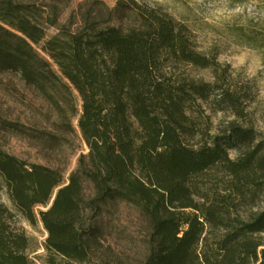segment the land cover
<instances>
[{"label":"trees","instance_id":"obj_1","mask_svg":"<svg viewBox=\"0 0 264 264\" xmlns=\"http://www.w3.org/2000/svg\"><path fill=\"white\" fill-rule=\"evenodd\" d=\"M64 1L0 0V75L40 93L60 128L77 115L73 93L79 102L86 153L66 181L0 148V187L15 215L46 234L41 263L128 264L129 242L143 249L138 264H264V135L244 120L246 90L156 9L96 0L71 29L59 24ZM245 39L264 46L255 29ZM210 99L212 113L232 116L220 135L203 116ZM0 132L25 133L1 119ZM32 138L47 150L59 143L52 133ZM12 218L0 202V264H35Z\"/></svg>","mask_w":264,"mask_h":264},{"label":"rangeland","instance_id":"obj_2","mask_svg":"<svg viewBox=\"0 0 264 264\" xmlns=\"http://www.w3.org/2000/svg\"><path fill=\"white\" fill-rule=\"evenodd\" d=\"M94 1L96 0H65L61 6L59 24L74 29L78 26L80 10L88 9ZM97 1L108 8L115 5V0ZM134 1L156 9L186 26L196 50L214 54L218 64L228 68L235 88L247 92L244 104L247 117L244 120L264 135V46L255 47L245 39V34L250 29L264 35V0ZM44 32L51 36L55 29L45 27ZM174 73H185L189 77L206 82L212 80L207 71L180 68ZM62 97L65 96L55 95L56 100L60 102ZM71 101L76 105L78 115L79 102L75 93L71 96ZM211 103L212 99L201 103L203 116H208L210 121L209 135H220L232 116L228 112L212 113ZM76 116L68 119L70 129L60 128L61 119L40 93L24 86L18 77L0 75V119L19 125L25 132L23 135L0 132V148L20 160L60 171L64 181L74 170L78 156L86 153V147L77 129ZM41 133H52L59 138L57 148L47 150L38 140L32 138L34 134ZM230 156L233 157V153ZM0 202L13 213L10 221L12 228L30 239L31 246L27 251L29 258L35 264H42L40 258L43 256L42 244L46 234L41 223L30 226L20 216L15 215L6 190L2 187ZM123 248L127 263L138 264L143 250L140 244L135 247L128 242Z\"/></svg>","mask_w":264,"mask_h":264}]
</instances>
